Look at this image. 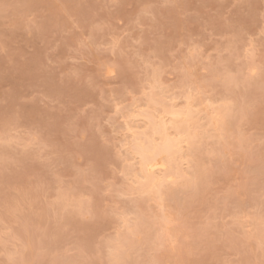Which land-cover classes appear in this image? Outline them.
<instances>
[{
	"label": "rangeland",
	"instance_id": "1",
	"mask_svg": "<svg viewBox=\"0 0 264 264\" xmlns=\"http://www.w3.org/2000/svg\"><path fill=\"white\" fill-rule=\"evenodd\" d=\"M262 31L264 0H0V264H109V241L126 264H264ZM153 69L167 94L186 69L199 109H230L222 136L199 121L161 200L122 147Z\"/></svg>",
	"mask_w": 264,
	"mask_h": 264
},
{
	"label": "snow or ice",
	"instance_id": "2",
	"mask_svg": "<svg viewBox=\"0 0 264 264\" xmlns=\"http://www.w3.org/2000/svg\"><path fill=\"white\" fill-rule=\"evenodd\" d=\"M261 35H264V31H262ZM134 43H140V41H134ZM118 45L119 40L114 39L109 47H111L113 52H115ZM189 54L196 56L199 53L197 49L190 48ZM248 54L254 55L252 47L249 48ZM117 68L118 65L115 63L105 65L106 75L109 77H115L117 75ZM189 79L190 77L188 76L187 70L185 69V81H183L182 86L177 89L178 95L171 92L168 93V98L170 99L173 106V122L171 124H165L163 128H161L159 125L153 126L152 136L149 139L147 146L135 138L133 144L131 145V150L139 155L142 161L141 174L137 176L136 179H139L141 183L151 179L153 188L158 195L164 188L165 184L174 183V176L169 175L168 173L171 170V164L176 160V158H183L184 144L190 145L191 142L196 139L195 137L184 133L175 123L177 116L184 113H188L190 115L193 111H199V108L196 106L197 98L205 95V90L189 83ZM147 87L148 91L143 92L142 95L146 98H149V103H152L153 101L150 98V93L155 92L157 89H160L162 92L164 91V86L159 81L158 69H153L150 82L148 83ZM129 94L132 93L130 92ZM133 104L138 106V98L135 95H133ZM119 111L120 108L117 107V112ZM141 111H146V109L141 108ZM170 128L174 129L175 134H172V132L169 131ZM145 132H147V129H145ZM156 137H159V141L156 140ZM122 147L128 148L129 144L126 142L124 145H122ZM161 157H167V159L163 162H159ZM156 168L163 169L164 171L157 173ZM176 171L179 173V169ZM120 174L122 176L126 175L125 172H121ZM57 179L59 181V177H57ZM61 185L62 181H59L56 197L57 201L62 198ZM133 215L134 214L126 213L120 218L123 224L128 228L130 235L134 236L135 229L132 227ZM114 243L116 244V247H112ZM123 251L124 249L119 245L118 241H109V264H126V262L120 258Z\"/></svg>",
	"mask_w": 264,
	"mask_h": 264
},
{
	"label": "bare ground",
	"instance_id": "3",
	"mask_svg": "<svg viewBox=\"0 0 264 264\" xmlns=\"http://www.w3.org/2000/svg\"><path fill=\"white\" fill-rule=\"evenodd\" d=\"M159 81H160V78H159ZM160 83H161V81H160ZM150 98L153 102L149 103V98H148L146 101L147 103L145 104L146 105L145 108H143L141 106V104H139L138 106L137 105L134 106V104H133L132 105V106H134L133 109H131V111L129 110L130 113L128 112L129 114L126 115L128 118L127 121L125 120L126 121V130L128 131V133L131 136L130 143H128L129 147L127 148L128 149L127 151H129L130 159L136 160L135 162L138 165L137 169H134V166H133L134 170L132 171V174L130 172L129 173L131 174V177H132L131 178L132 183L135 184V187L139 192L148 193V194L152 195L153 198L161 200L163 198V196L166 194V189H165V192L163 191V189L165 187H168L167 186L168 184H165L164 188L160 191V193L158 195L157 192L155 191V189L153 188V184H152L151 179H149L148 181H146L144 183H141L139 179H136V177L141 174V163H142V161H141L140 156L131 150V145L134 142V138L136 140L141 141L142 143L145 144V146H147L148 141L152 136V127L153 126L159 125L161 128H163V126L165 124H171L173 122V115H172L173 106H172L170 99L168 98V94L166 93V91L162 92L160 90L159 92H156V90H155V92H153L152 94L150 93ZM204 102H205L204 99H200L199 102H197L196 106H200V105L204 104ZM213 104H214V102L210 101V102H208L207 105H205L204 109H199V111H193L190 115L188 113H184V114L176 117V119H175L176 125L179 126L184 133L196 138L194 141L191 142V145H193V143L198 138L203 137V136L201 137V135L203 134L202 132H204L203 129L205 128V126L201 127L202 130L198 129L200 127V126H198L199 121L203 118L207 119L206 124H207V126H209L210 130L213 132H217L216 136H219V134H220V136H222L221 135L222 131L223 130L225 131L226 123H227L226 119L228 117L227 113L230 112V109H229V112H227V107H226L227 104L226 105L223 104L220 107H215V106H213ZM139 106L143 109H146V111H141V108ZM202 111H205L204 117L201 116ZM226 115H227V117H226ZM142 123H143V125H142ZM142 126H146L148 128L147 132L137 130L139 127H142ZM169 131L172 132V134H175L174 129L170 128ZM156 140L159 141V137H156ZM196 142H199V139ZM186 145L187 144H184V149H183L184 156H183V158L177 157L176 160L170 166L171 170L169 171L168 174L174 176V183L176 181L178 182V180L180 178H183V176L186 174V169H184V168H185V164L188 163L187 162V156H188L187 154L189 152V151H187V153H186V149H187ZM189 146L190 145H187V147H189ZM166 159H167V157H161L159 162H163ZM187 166H188V164L186 165V168H187ZM177 169H179V173H177V171H176ZM163 171H164L163 169L156 168L157 173H161ZM163 215H162L163 219H161V222H162V224L163 223L164 224L162 225V227L160 226L161 230L158 231V229H156L159 233L156 230L154 231V233L157 232V233H155V234H157L156 238L157 237L162 238L163 234L165 236H171V234H172L171 230H170L172 220L168 215H165V214H163ZM141 218H143L142 215L138 216V219H139V221H141V224L138 220H137L138 221L137 223L135 222L136 225L137 224L139 225L140 230H141L142 225L144 224L142 221L144 219H141ZM136 225L133 226V228L135 227V232H137V230H139L138 226H136ZM149 226L151 227V225H149ZM154 227H153V230H154ZM136 228H138V229L136 230ZM151 229H149V230H151ZM149 230L147 231L148 233H149ZM160 232L162 233L161 236H160ZM150 233H152V232L150 231ZM154 233L152 234V237H155ZM146 236H148V235H146ZM262 236H264V235L262 234L261 237ZM124 237H127V236H124ZM122 244H123V242H122ZM115 246H116V244H115Z\"/></svg>",
	"mask_w": 264,
	"mask_h": 264
}]
</instances>
